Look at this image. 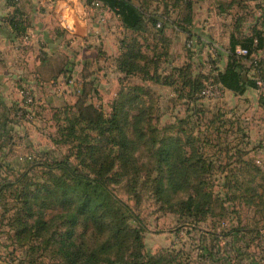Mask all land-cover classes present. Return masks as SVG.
<instances>
[{
  "label": "rangeland",
  "instance_id": "1",
  "mask_svg": "<svg viewBox=\"0 0 264 264\" xmlns=\"http://www.w3.org/2000/svg\"><path fill=\"white\" fill-rule=\"evenodd\" d=\"M228 1L218 0V3H221L219 8L223 17L226 18V13L228 23L232 25L235 14L229 11ZM86 4L95 16L104 8L91 0H86ZM161 4L160 1L156 5L157 9ZM263 4L262 0H250L245 4L246 10L240 8L242 12L239 15L245 18L243 28H248L251 24L264 28ZM143 6L147 8L146 4ZM179 9L180 7H174L172 10L175 12ZM216 23L228 25L223 21ZM162 27L163 23L156 30ZM214 42L215 45L208 43L213 47L211 50L218 49L213 58L208 52H192L187 46L179 44V48L188 51V66L193 67L195 75L208 73L212 62L220 64L223 55L219 57L218 51H222L227 41L220 37ZM95 47L101 49V46ZM100 53L102 52L99 51L98 54ZM175 54L171 53V57ZM149 66L151 70L156 69L155 75L162 78L149 87L151 101L147 102L148 99H145L144 117L135 124L137 130L128 129L131 139L129 158L134 164L125 168L118 158H113L112 163H106L110 169L108 185L123 204L121 212L125 213L129 232L125 235L123 233L118 243L112 239V231L109 229L113 224L109 222V218H105L106 222L99 228H93L90 222L79 218L74 227L73 241L87 251L99 249L94 252L96 258H93L92 264L144 262L146 254L154 257L152 260L156 261L155 264H246L249 256L255 264H264V82L258 88L248 89L244 95L227 93L220 85L207 82L203 95L197 101L190 102L187 99L188 102L179 99V96L185 95V90L179 92L177 89L180 88L163 82L172 67H180L171 65L168 53L157 55ZM250 70L251 78L255 70ZM84 71L83 68L78 79L86 77ZM67 74L69 78H74L70 73L65 75ZM100 75L96 73L93 77L99 79ZM129 82L134 83V80ZM28 90L34 94L26 86L19 87L21 104L8 114V121L34 125L40 120L36 104L29 105L24 99V93ZM173 91L175 95L171 96ZM112 93L108 92L104 99L100 97L101 102L97 101L96 104L99 106L101 103L106 113L110 112ZM27 108H31L34 114L31 122L16 117L18 110ZM191 108L195 112L200 110L199 115L188 116L189 109L192 113ZM181 128L191 129L192 134L187 137L180 131ZM149 129L153 131L150 132ZM56 133L57 128L55 132L46 130L39 134L33 140V147H25L24 150H27H22L19 156L11 158L8 165L4 164L7 167L6 175L18 174L24 167V160H31L39 152L49 149L57 156H67L92 173L94 164L79 153L81 138H70L62 142L59 140L52 146L47 137L54 135L58 140ZM14 136L17 142L19 136ZM198 139L202 149L199 154L202 153L206 163L182 164L180 159L186 155L189 161L196 160L198 153L195 140ZM172 141L178 148L173 150L169 163L165 160L158 161V157L154 155L157 147ZM181 142L185 143L186 148L180 146ZM193 143L194 145H188ZM12 149L10 147L3 153L0 149V155H10ZM251 163L262 171L263 177L259 174L256 178H251V175L246 178V173L252 172ZM35 171L38 185L48 181L52 174L62 175L61 171H47L43 167H38ZM168 176L172 181L169 187L166 185ZM198 178L203 181V188L212 192L218 200L211 203L210 211L204 216L186 209L180 211L179 208L189 195L198 193ZM35 205L43 211L45 219L51 220L45 236L53 229L57 233L64 230L63 216L71 211V207L56 204L53 197H39ZM1 215L0 208V218ZM135 231L140 242L134 240ZM34 232L33 228L31 233ZM41 236L42 233L39 237L28 234L27 241L18 243L13 237V231L5 224H0V264L8 263V260L14 264H64L57 252L58 244L45 245V239ZM204 247L219 258L218 261L209 260L208 253L203 251Z\"/></svg>",
  "mask_w": 264,
  "mask_h": 264
},
{
  "label": "crops",
  "instance_id": "2",
  "mask_svg": "<svg viewBox=\"0 0 264 264\" xmlns=\"http://www.w3.org/2000/svg\"><path fill=\"white\" fill-rule=\"evenodd\" d=\"M129 1L139 10L144 4L143 0ZM147 1V8H143L144 16L154 17L157 22L163 23L156 36L151 35L149 29L139 33L126 28L120 17L104 5L96 16L92 15L93 11L87 4V10L84 8V0H73L70 4L64 0H0V149L3 153L13 147L12 154L0 155V182L17 175H6L5 163L8 165L11 158L19 156L25 147H33V140L39 134L46 130L55 132L62 119L76 108L88 103L96 105L100 97L104 99L108 92H113V99L121 84L132 79L134 84L151 87L154 81L145 79L139 69L149 65L157 55L168 53L172 66L188 65V51L179 48V44L186 46L189 36L195 40V45L189 48L192 52H208L212 58L218 49L211 50L213 47L208 43L215 45L214 41L220 37L227 41L222 51H218L219 57L223 55L220 64L212 62L209 72H202L203 75H210L208 81H212L211 76L223 71L227 64L231 35L250 36L255 28L262 29L264 33V28L254 24L243 28L245 18L239 14L241 9L246 10L245 4L250 0L228 1L229 11L235 14L232 25L228 23L226 13V18L223 17L218 0H189L190 6H181L175 12L169 6L167 13L163 6L168 0ZM160 1L161 7L157 9ZM154 6L156 8L153 10ZM218 21L228 25L216 23ZM152 29L156 31V26ZM132 37L144 44L142 54L132 64L120 68L116 63L120 43ZM177 50L179 53L175 54ZM99 51L102 53L98 54ZM171 53L175 54L173 58ZM255 54L261 56L263 52L257 51ZM243 63L248 69L242 75L249 77L251 70L245 61ZM83 68L86 77L78 79ZM190 68L195 74L191 65ZM66 73L74 78H69ZM96 73L101 74L99 79H94ZM20 86L28 87L35 94V109L40 120L34 125L7 120L12 109L21 104ZM174 95L173 91L171 96ZM14 135L19 136L17 142ZM53 136L47 137L52 146ZM246 260V264L255 263L251 256ZM5 264L14 263L8 260Z\"/></svg>",
  "mask_w": 264,
  "mask_h": 264
},
{
  "label": "trees",
  "instance_id": "3",
  "mask_svg": "<svg viewBox=\"0 0 264 264\" xmlns=\"http://www.w3.org/2000/svg\"><path fill=\"white\" fill-rule=\"evenodd\" d=\"M99 1L120 17L126 28L139 33L149 29L153 36H156L161 31V29L156 31L152 29L157 23L156 18H146L143 14L145 12V9H143L145 6L143 5H148L147 0H143L144 4L141 5L140 10L129 0ZM186 5L190 6L191 1L168 0L164 5L165 13L168 12L169 6L174 9V7ZM143 46L144 44H140L136 37L128 40L126 38L123 39L120 43V52L116 57L117 66L123 68L132 64L141 56ZM237 49L247 50V55H240ZM257 51L263 52L258 64L255 68L248 65L250 69L255 70L253 76L251 78L243 77V72L248 69L243 61L248 64L249 56ZM139 72L145 79L152 81H158V79L162 78L155 75L156 69L151 70L149 65L141 67ZM211 78L213 80L208 81L210 80V75H195L190 66L186 65L172 67L169 75L164 77L166 81L163 82L180 88L177 89L179 92L185 90V95L179 96V99H189L190 102H193V100L197 101L203 95L207 82L208 84H219L222 88L239 95L243 94L248 88H258V82H264L263 30L255 28L250 36L235 37L231 35L227 64L223 71H217ZM149 97V87L128 81L121 84L115 97L111 99L110 112H104L101 104L97 106L93 103H88L76 108L57 125L56 134L59 138L57 140V138L53 137V144L58 143L59 140L62 142L70 138H81L78 144L79 153L94 164L92 173L71 161L67 156H57L53 150L49 149L39 152L31 160H24V167L16 176L2 179L0 182V208L2 209L0 222H5V225L13 231V237L18 243L27 241L29 239L28 234H36V237H39L42 233L41 237L45 239V245L58 244L57 252L64 264H92L93 258H96L95 253L99 249L96 251L94 249L88 251L81 249L79 244L72 239L74 227L78 223L79 218L90 222L93 228H99L106 222L105 218H109V222L113 224L109 229L112 231V239L118 243L123 233L125 235L129 232L126 218L124 217L125 213L121 212V205L123 204L109 188L110 169L106 163H112L113 158H118L125 168L134 164L133 160L129 158L131 153L128 149L131 147V139L128 129L137 130L135 124L144 117L143 104L145 99H148L147 102L151 101ZM189 100L187 101L189 102ZM191 109L192 113H190L189 109L188 116L199 115L198 112L200 110L195 112L194 108ZM149 131L152 132L153 130L149 129ZM180 131L184 132L187 137H189L188 134H192L191 129L185 130L181 128ZM90 134L91 137L89 136ZM195 141L198 153L196 160L189 161V157L186 155L180 159L182 164L206 163L202 153L199 154L200 150H202L200 139ZM188 145H194V143ZM180 146L186 148L184 142H181ZM176 148L178 147L175 146L173 141L161 144L157 147L154 155L158 157V161L165 160L169 163V159L173 157L172 152ZM38 167H43L47 171L58 170L61 171L62 175L52 174L49 176L48 181L38 185L35 181L37 177L35 169ZM250 167L252 172L248 171L246 178L250 175L251 178H256L259 174L263 177L262 171L254 163H251ZM231 177L228 176V178ZM198 181L200 187V189L198 188V193L189 195L186 201L181 202L179 208L180 211L186 209L204 216L210 211L211 203L217 199L212 192L203 188L202 180L198 178ZM171 184L172 181L168 176L166 185L169 187ZM176 188L181 189L182 187ZM39 197L41 199L53 197L56 204L72 208L70 212L63 216L65 225L63 231L57 233L53 229L52 232L45 236L46 232L48 233V224H50L51 220L45 219L43 211L39 210V206L35 205L36 199H39ZM124 207L129 209L127 205H124ZM33 228L34 234L31 233ZM52 228L54 227L52 226ZM134 240L139 241V235L136 231L134 232ZM30 248L32 249L31 246ZM203 251L208 253L209 260L218 261L219 258L217 259L214 254L210 251L208 252L205 247ZM145 257L146 260L144 262L137 261L131 264L156 263V261L152 260L153 256L146 254Z\"/></svg>",
  "mask_w": 264,
  "mask_h": 264
},
{
  "label": "built area",
  "instance_id": "4",
  "mask_svg": "<svg viewBox=\"0 0 264 264\" xmlns=\"http://www.w3.org/2000/svg\"><path fill=\"white\" fill-rule=\"evenodd\" d=\"M66 4H70L73 2V0H64ZM93 3H96V4H100V5H103L99 0H91ZM84 8L86 9V0H84V4H83ZM87 10V9H86ZM161 24L162 22H157L156 23V28H160L161 27ZM186 46L188 48H191L195 45V40L192 38V37H188L186 39V42H185ZM239 54L240 55H247V50L245 49H240L239 50ZM262 56V55H261ZM261 56H257L256 54H251L249 56V60H248V65L255 68L256 65L258 64V61H259V58ZM261 82H258V87H259V84ZM205 90V89H204ZM204 93V91H203ZM24 99L26 100V102L29 104V105H32V104H35V94H33L32 92H30L29 90L26 91L24 93ZM16 117L18 119H21V120H24L26 122H31L34 118V114L32 112V109L31 108H27V110H18L16 112Z\"/></svg>",
  "mask_w": 264,
  "mask_h": 264
}]
</instances>
